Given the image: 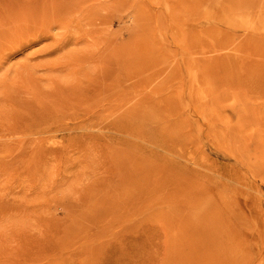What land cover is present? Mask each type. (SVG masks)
<instances>
[{
	"label": "rangeland",
	"instance_id": "obj_1",
	"mask_svg": "<svg viewBox=\"0 0 264 264\" xmlns=\"http://www.w3.org/2000/svg\"><path fill=\"white\" fill-rule=\"evenodd\" d=\"M0 264H264V0H0Z\"/></svg>",
	"mask_w": 264,
	"mask_h": 264
}]
</instances>
